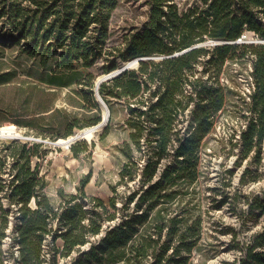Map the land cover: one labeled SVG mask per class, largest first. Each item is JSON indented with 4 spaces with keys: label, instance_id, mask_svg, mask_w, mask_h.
Listing matches in <instances>:
<instances>
[{
    "label": "trees",
    "instance_id": "16d2710c",
    "mask_svg": "<svg viewBox=\"0 0 264 264\" xmlns=\"http://www.w3.org/2000/svg\"><path fill=\"white\" fill-rule=\"evenodd\" d=\"M142 1L148 6L146 21L110 45L120 0H0V33L10 36L21 54L54 73L82 75L78 95L84 115L60 121L67 126L64 133L54 122L40 125L46 118H37L26 125L27 136L34 139H0V240L10 230L18 251L16 257L12 252L13 264H196L200 252L205 260L209 221L195 212L193 201L201 153L227 104L229 89L221 83L226 63L250 56L252 90L247 111H241L246 120L236 139V164L244 165L241 186L262 179L264 0H197L186 8L175 0ZM247 32L263 42L234 43ZM139 58L146 59L99 88L111 113L101 139L112 129L114 105L124 102L127 111L123 126L129 140L120 146L125 161L112 194L107 200L89 195V174L77 193L61 188L53 200L42 171L54 152L47 142L68 139L75 127L102 121L91 69L103 62L108 74L120 61ZM17 74L1 69L0 85ZM70 149L79 157L90 146L81 140ZM227 202L228 197L215 201L216 206ZM246 202L251 219L264 217V191L247 196ZM242 250L235 264H264V227Z\"/></svg>",
    "mask_w": 264,
    "mask_h": 264
},
{
    "label": "rangeland",
    "instance_id": "374dc122",
    "mask_svg": "<svg viewBox=\"0 0 264 264\" xmlns=\"http://www.w3.org/2000/svg\"><path fill=\"white\" fill-rule=\"evenodd\" d=\"M175 1L181 8L197 2ZM147 17L148 6L142 0H120L111 20L109 44H119L127 32L141 27ZM259 42L263 41L247 32L240 43ZM19 49L10 36L0 33V70L13 69L18 73L13 82L0 85V128L14 126L15 134L12 137L32 140L34 137L27 136L26 127L27 121L31 119L46 118L41 119L38 124L46 125L52 121L58 126L60 133L67 129V126L59 125L65 118L78 116L80 120L84 119L78 95L81 88L78 82L82 75L76 72L54 73L53 68L41 67L38 60L21 54ZM252 59L250 56L228 61L221 76V83L229 89L228 100L216 117L214 130L204 140L201 175L193 193L195 212L205 213L209 221L202 247L209 256L202 261V252L198 253L196 264H235L243 255L242 249L249 244L252 235L264 227V217L258 221L250 218L246 202L247 196L264 191V159L258 166L263 173L261 181L245 186L239 183L244 165L236 164L239 157L236 139L240 130L244 129L246 120L241 111H247L245 101L249 100V90L252 89ZM128 62L120 61L119 67ZM103 65V62H99L91 69L96 75V81L107 75ZM131 68H137V64ZM125 106L124 102L114 105L115 118L110 133L101 139L104 131L101 129L93 139L85 140L90 150L79 157H75L70 148L52 146L54 152L49 157L51 162H45L42 171L46 174L49 183L47 191L53 200L57 199L61 188L66 193H77L82 179L89 174L91 181L86 186V192L104 200L109 198L112 194L111 187L118 182L119 172L125 161L120 146L129 140V130L123 126L127 115ZM84 129L75 127L73 136ZM214 194L217 200H214ZM225 197H228V202L216 206L215 201ZM234 233L237 235L236 242L233 240ZM7 234L4 241L0 240V264H13L12 252L15 257L18 252L17 247L13 248L11 245L13 236L10 230ZM57 243L61 246L62 240L59 239Z\"/></svg>",
    "mask_w": 264,
    "mask_h": 264
},
{
    "label": "water",
    "instance_id": "95a60500",
    "mask_svg": "<svg viewBox=\"0 0 264 264\" xmlns=\"http://www.w3.org/2000/svg\"><path fill=\"white\" fill-rule=\"evenodd\" d=\"M238 41L241 42V39L238 40ZM239 42H235V44H237V43H239ZM199 46H200V45L195 46V47H193V48H196V47H199ZM193 48L187 49V50H185V51H183V52H181V53H177V54H175V56H178V55H180V54H183L184 52H187V51H189V50H191V49H193ZM143 59H146V58H143ZM143 59H142V58H139V59H136V60H133V61H135L136 64H137L140 60H143ZM147 59H154V58H147ZM133 61H130V62L126 63V64H122V65H121L118 69H116L115 71H113V72H111V73H108L106 76H104V77L100 78L98 81H96V86H95V96H96V98H97V101L100 103V105H101V107H102L103 115H102V121H101L98 125L92 127L91 129L102 127V130H103V129L108 125V123H109V121H110V115H111V113H110V110H109L108 106L106 105V103L104 102V100L102 99V97H101V95H100V93H99L100 85H101L103 82H106V81H108V80H111V79H113V78H115V77L121 75V74L124 73L125 71L131 69V67H132L131 64L133 63ZM105 111H106V113H105ZM80 136H81V134H80V135L78 134V135H76L74 138L72 137V139H71V138L69 137L66 141H64V142H66V146H67V148H70V147H71L73 144H75L77 141H81V138H82V137H80ZM9 137H12V136L0 137V139H2V138H9ZM12 138H15V137H12ZM47 143H49V144H50L51 146H53V147H61V146H64V144L61 143V141H59V139H58L57 141H55V142H47Z\"/></svg>",
    "mask_w": 264,
    "mask_h": 264
},
{
    "label": "bare ground",
    "instance_id": "6f19581e",
    "mask_svg": "<svg viewBox=\"0 0 264 264\" xmlns=\"http://www.w3.org/2000/svg\"><path fill=\"white\" fill-rule=\"evenodd\" d=\"M235 42H239V41H234V43ZM131 65L132 66L133 65H136V62L133 61V63ZM105 113H106V111H105ZM91 128L92 127L85 128L84 130H82L79 133V135L81 134L80 137H82L81 140H91V139H93L97 135V133L99 131H101V129H102V127H100V128H93V129H91ZM14 134H15V127L14 126L0 128V137L12 136ZM70 138L72 139V136ZM73 138H74V136H73ZM59 141H61V143L64 144V147L67 148L66 142H64V141H66L65 139H59Z\"/></svg>",
    "mask_w": 264,
    "mask_h": 264
},
{
    "label": "built area",
    "instance_id": "2783aa9c",
    "mask_svg": "<svg viewBox=\"0 0 264 264\" xmlns=\"http://www.w3.org/2000/svg\"><path fill=\"white\" fill-rule=\"evenodd\" d=\"M252 79V78H251ZM252 90V89H251ZM251 90H249V92L251 93Z\"/></svg>",
    "mask_w": 264,
    "mask_h": 264
}]
</instances>
